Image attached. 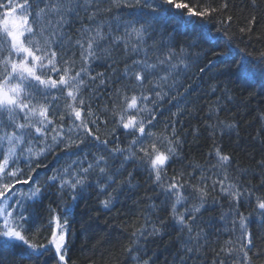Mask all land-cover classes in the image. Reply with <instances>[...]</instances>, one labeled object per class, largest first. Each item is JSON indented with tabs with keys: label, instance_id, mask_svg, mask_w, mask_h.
<instances>
[{
	"label": "snow or ice",
	"instance_id": "1",
	"mask_svg": "<svg viewBox=\"0 0 264 264\" xmlns=\"http://www.w3.org/2000/svg\"><path fill=\"white\" fill-rule=\"evenodd\" d=\"M229 2L221 0L218 6H202L196 11L177 0H24L23 4L0 0V264H6V255L16 264L25 260L29 264H69L68 217L74 208L63 203L65 195L74 203L92 186V177L101 191L111 188L101 201L110 209L115 199L111 193L124 185L133 186L135 177L126 168L129 162L143 168L160 189L161 205L168 212L171 227L183 237L180 264L202 259L211 248L210 234L199 222L209 197L213 204L220 203L212 195L217 188L229 205L220 219L231 225L224 231L233 236L219 250L211 249V264H226V259L229 264H264V235L258 229L254 239L250 229L253 216L264 228V196L255 195L264 189V159L256 162L257 172L239 167L232 156L221 151L215 142L217 134L235 133L239 138L237 123L220 118L225 105L209 107V119L214 122L207 125L213 138L208 155L215 163L207 172L204 165L190 164L200 172L196 183L185 179L183 172L170 180L163 178L183 144L175 123L170 129L166 124L159 133L151 130L156 127L154 121L162 103L176 102L177 111L172 116L184 111L181 98L188 91L180 76L189 67V54L183 47L177 50L170 43L157 41L154 35L165 15L185 25H192V18L203 21L194 25L200 38L217 43L198 55L228 57L231 63L221 74L244 84L264 82V51L254 56L239 45L233 47ZM258 7L257 0H251L253 11ZM114 9L133 11L113 14ZM77 24L79 27H74ZM257 26V16L251 14L239 33L250 38ZM213 28L218 35H212ZM217 47L224 50L216 51ZM101 61L108 75L100 71L93 74V65ZM121 63L123 69L119 70ZM207 65L215 66L212 60H207ZM211 90L216 91L215 85ZM229 91L225 88V98L231 101ZM100 100L103 104L97 103L94 109L93 103ZM260 120L261 129L253 139L264 145V113ZM101 126L105 129L102 134ZM117 129L130 137L127 148L118 143L109 147V137L118 141ZM49 155L68 159L42 182L34 180L37 169L47 168ZM89 155L92 160H88ZM233 167L235 175L230 171ZM253 178L258 185L252 183ZM17 185L29 187L20 191ZM52 188L57 190L63 217L49 205V215L43 218L41 209ZM253 202L255 207L246 216L241 206ZM147 209L155 213L160 205L150 202ZM143 219L139 227L133 226L131 246L125 248L135 264H150L140 255L145 251L143 245L162 236L169 227L163 217ZM45 230L46 243L41 239Z\"/></svg>",
	"mask_w": 264,
	"mask_h": 264
},
{
	"label": "trees",
	"instance_id": "2",
	"mask_svg": "<svg viewBox=\"0 0 264 264\" xmlns=\"http://www.w3.org/2000/svg\"><path fill=\"white\" fill-rule=\"evenodd\" d=\"M15 2L23 4L24 0H15ZM177 2L187 3L189 7H194L196 11H200L202 6H218L221 0H177ZM257 3L259 7L253 11L251 0H230L227 12L228 15L233 16V23L229 29L230 34H235L233 47L239 45L240 49H245L253 53L254 56L264 51V0H257ZM132 11L130 9H114L113 14H121V12L130 14ZM251 14L257 16L259 26L255 27L253 32L249 34L250 38L242 37L239 28L245 25L246 19ZM128 18L132 17L129 15ZM192 21V25H185L172 19L170 14L165 15L157 25L159 31L154 34L157 41L163 40L170 43L176 46L177 50L183 47L189 54L186 61L189 67L187 70H182L180 76L181 81L188 86V91L181 98L184 111L179 116H172V113L177 111L174 106L176 102L162 103L157 109V117L154 121L156 127L151 129L159 133L164 130L166 124L170 129L172 122H174L183 141L179 149V157L169 162L167 175L163 178L170 180L173 176H178L179 173L183 172L185 173V179H191L192 183H196L200 172L199 169L194 170L190 164L199 163L204 165L207 172L208 167L215 163L213 157L208 155L213 149V138L209 135L211 129L207 125L214 122V119H209V107L217 103L225 105L220 113V118L237 123L239 138L235 133L217 134L215 137L216 144L219 145L222 152L232 156L239 167L255 169L258 172L256 162L264 159V145L253 138L256 136L257 131L261 129L262 124L260 114L264 113V82L257 81L254 84L238 82L234 76L221 74L227 64L231 63L228 57L216 58L210 55H198L213 49L217 42L203 41L200 38L199 28L194 26L202 24L203 21L196 18H192ZM74 27H79V25L77 24ZM208 27H212V25H208ZM72 35L75 36L74 31ZM212 35H218L214 28ZM221 42H223V37H221ZM215 50L223 51L224 49L217 47ZM207 60H212L215 66L207 65ZM118 67L119 70H122L123 64L121 63ZM201 67L205 68L204 72L199 71ZM233 70L235 71V69ZM98 71L105 72L106 75L109 74L105 63L102 61L93 65V74ZM52 75L53 78H56L55 73ZM213 85L216 87L215 92L211 90ZM225 88L230 90L231 101L225 98ZM100 91L104 92V89L101 88ZM103 102V100L95 101L93 108H96L97 103L103 104ZM65 121L67 126V117ZM111 127L110 124L109 128ZM195 129H199V132L196 133ZM104 131V127L101 126V134ZM116 136L118 141L109 137V147H114L118 143L119 147L127 148L130 137L126 135V132L117 129ZM262 136H264V132H262ZM57 151L59 152V150ZM59 154L63 156V153ZM67 159L68 157H64L57 160L49 155L46 160L47 168L37 169V172L33 174V179L38 178L42 182L46 175L50 176L53 171L62 168ZM88 160H92L91 155L88 156ZM20 166L24 167L23 162ZM84 166H87V162ZM116 166H119L118 163ZM126 168L128 171H132L135 177L132 182L133 186L124 185L117 191L112 192L111 194L115 199L110 209H105L101 201L107 198L111 188L101 191L96 186L95 178L92 177H90L92 186L83 191L74 203L65 195L63 203L74 208L73 214L68 217L70 232L67 245L69 264H93V262L94 264H135L130 255L125 252V248L131 246L132 237L130 233L134 230L133 226L139 227L143 224L144 216H149L151 221L163 217L168 222L169 227L162 236L150 238L143 245L145 251L140 255L143 259L149 260L150 264H153V262L154 264H180L178 257L181 255L180 240L183 237L175 228L171 227L172 222L168 212L161 205L163 196L160 195V189L152 182V179L143 168L137 169L132 162H129ZM25 171H27L26 168ZM212 171L216 170L212 169ZM230 171L234 175L236 174L235 167ZM189 173L192 174L191 177L188 176ZM208 183L210 184L211 181H208ZM252 183L258 185L259 181L253 178ZM28 187L29 185H17V189L20 191H27ZM56 192V188H52L51 194L44 200L41 209L43 218H47L49 215L47 211L49 205L63 217L62 207L58 206L60 202ZM185 194L187 195V193ZM212 195L218 197L220 203L213 204L211 197H209L206 210H202V219L199 222L200 226L204 227L210 234L213 241L211 248L202 259L189 261L188 264H211L213 259L211 249L219 250L224 242L233 236L232 233L224 231L226 226L231 227V225H226V222L220 219L222 212L228 210L227 198L219 192L218 188ZM255 195L264 196V189H258ZM149 197H151V201L148 199ZM150 202L160 205V210L150 213V210L147 209ZM254 207V202L251 205L242 204L240 210L247 216ZM0 224H2V221H0ZM250 229L254 233V239L258 229L264 235V228L256 222L255 216L250 222ZM46 235L47 230L44 231L41 239L43 240V236ZM43 242L46 243L47 241L43 240ZM255 242L260 243L259 240ZM249 255H252V253L250 252ZM5 262L6 264H16L14 258L7 255L5 256ZM19 264H29V262L25 260L19 262ZM226 264H229L227 259ZM256 264H261V262L257 261Z\"/></svg>",
	"mask_w": 264,
	"mask_h": 264
}]
</instances>
